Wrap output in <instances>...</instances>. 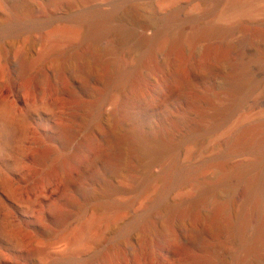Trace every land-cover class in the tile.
Instances as JSON below:
<instances>
[{
    "label": "bare ground",
    "instance_id": "obj_1",
    "mask_svg": "<svg viewBox=\"0 0 264 264\" xmlns=\"http://www.w3.org/2000/svg\"><path fill=\"white\" fill-rule=\"evenodd\" d=\"M4 1L14 19L30 21L88 6L74 17L78 28L57 32L81 39L73 53L59 55L51 48L37 59L29 50L5 58L20 90L43 91L53 75L43 93L68 98L62 122L48 125L59 149L70 148L86 133L56 167L77 194L53 210L54 222L62 225L88 213L80 230L94 242L100 227L144 212L119 238L134 264H158L167 250L174 264H264V120L241 127L228 143L229 152L248 155L250 161L213 163L218 174L210 183L201 178L208 164L179 168L177 161L185 145L222 127L240 108L264 107V24L247 28L242 21L256 13L254 1L230 0L219 10L224 0H201L202 16L181 21L171 12L152 36L138 38L129 27L140 25L136 16L128 13L114 23L112 14L90 9L100 0ZM36 107L20 121L0 112L2 154L32 122V111L49 117L48 110ZM47 121L37 125L45 127ZM55 152L37 143L35 157L44 165ZM195 176L192 200L179 205L161 200L150 208L145 196L153 183L163 194ZM184 221L189 228L183 238L178 228ZM119 253L99 264H126L125 253Z\"/></svg>",
    "mask_w": 264,
    "mask_h": 264
},
{
    "label": "rangeland",
    "instance_id": "obj_2",
    "mask_svg": "<svg viewBox=\"0 0 264 264\" xmlns=\"http://www.w3.org/2000/svg\"><path fill=\"white\" fill-rule=\"evenodd\" d=\"M229 1L224 0L219 10L224 9ZM245 1H254L256 12L252 17L242 19L247 28L264 24V0ZM200 3L201 0H100L93 3L90 9L112 14L114 23L124 21L128 13H133L140 25L129 27L138 38L144 35L152 36L171 12L178 14L181 21L202 16L204 7L198 10ZM86 7L35 21L25 18L16 20L11 15L7 1L0 0V112L14 116L16 121H20V117L24 116L29 108L37 106L41 112L48 110L49 116L43 118L32 111V122L24 125V132L17 136L12 150L4 154L0 152V264H99V260H110L120 251L125 253L126 264H134L129 252L118 245L119 238L128 230V223L139 220L144 212H138L132 219H118L112 226L100 227V235L94 242L89 241V232L80 230L85 221L90 219V214H75L62 225L54 222L53 210L62 209L68 200H76L77 194L76 187L69 186L56 167L60 160L72 152L73 147L82 142L86 133H80L70 148L59 149L48 125L62 122L68 113V98L54 96L52 91L43 93L52 85L53 75L47 79L48 83L43 91L37 90V95L20 90L13 68L5 60L25 50L31 51L30 55L35 59L51 48L57 50L59 55L73 53L81 46V39L59 37L57 32L64 28H78L79 23L74 21V17ZM53 67L54 64L47 66L51 71ZM221 71L226 73V66H223ZM215 85L220 87L222 80L216 81ZM81 100L84 98L81 97ZM108 111L109 108H104V114ZM41 119L48 120L45 127L37 125ZM261 120H264V107L256 110L240 108L222 127L200 137L196 142L185 145L177 157L179 168H198L208 164V167L201 171V178L210 183L218 174L213 163L228 166L247 163L251 159L250 156L229 152L228 143L238 129ZM37 143L56 151L44 165L35 157ZM196 194L195 176L181 186L172 184L163 194H160L159 186L153 183L145 198L152 208L161 200L174 205L183 204L192 200ZM127 197L131 198V201H137L135 194H129ZM220 197L224 199L225 195L220 194ZM126 201L127 199L116 198L117 203ZM134 208L137 209L138 204L134 205ZM187 228V223L181 222L178 229L183 238ZM129 233L134 239L137 238L135 233ZM167 252L168 250L162 252L165 255L161 254L158 264H174ZM111 264L122 263L119 261Z\"/></svg>",
    "mask_w": 264,
    "mask_h": 264
}]
</instances>
